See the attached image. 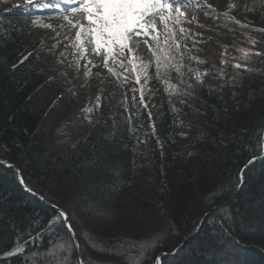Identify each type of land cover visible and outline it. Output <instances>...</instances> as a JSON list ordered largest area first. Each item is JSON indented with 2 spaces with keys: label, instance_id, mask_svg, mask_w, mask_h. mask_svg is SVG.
<instances>
[{
  "label": "trees",
  "instance_id": "trees-1",
  "mask_svg": "<svg viewBox=\"0 0 264 264\" xmlns=\"http://www.w3.org/2000/svg\"><path fill=\"white\" fill-rule=\"evenodd\" d=\"M13 1L0 0V264H264V0H193L159 76L141 43L140 84L87 42L99 66L74 81L75 61L30 39L64 13ZM94 71L97 119L61 146Z\"/></svg>",
  "mask_w": 264,
  "mask_h": 264
},
{
  "label": "snow or ice",
  "instance_id": "snow-or-ice-1",
  "mask_svg": "<svg viewBox=\"0 0 264 264\" xmlns=\"http://www.w3.org/2000/svg\"><path fill=\"white\" fill-rule=\"evenodd\" d=\"M192 2L193 0H49L45 6L63 12V19L72 27L79 29L76 33V46L82 54L87 51L84 47L87 42L93 46L94 53H103V66L108 68L110 73H114V70L109 67V60L120 63V66L126 70H128L127 65H130L131 71L136 73V83L140 84L142 75L147 78L149 67L137 54L141 43L147 45L151 51L159 76L161 68L168 69L169 62L175 59L171 55V49L175 47L179 52L180 45L176 40L173 25L183 22L182 18L186 16L183 9H187ZM26 3L33 5V0H26ZM63 5H71V7L64 8ZM158 24L162 27V32L158 30ZM45 27L51 26L45 25ZM184 31L185 29L179 28L180 33ZM161 35L164 37V47L161 46ZM125 53L128 56H125ZM255 54L259 55V53ZM236 67L239 68L241 65L237 64ZM197 80H200L199 76ZM140 99L141 101L144 99L143 88ZM21 182L23 183V180ZM60 215L67 219L65 213ZM16 251L22 252L23 249L18 248Z\"/></svg>",
  "mask_w": 264,
  "mask_h": 264
},
{
  "label": "rangeland",
  "instance_id": "rangeland-1",
  "mask_svg": "<svg viewBox=\"0 0 264 264\" xmlns=\"http://www.w3.org/2000/svg\"><path fill=\"white\" fill-rule=\"evenodd\" d=\"M26 0H15L12 4L23 5ZM56 9V8H55ZM58 10V9H57ZM43 26L33 29L30 39L35 38V43H41L48 47H55L56 52H64L68 58L64 59L63 64L75 61L69 67V73L73 80L78 82L83 76L85 68L91 66L97 68L98 60L94 58L91 50L84 54L76 46V33L78 28L72 27L63 18L46 17L39 21ZM50 25L51 27H45ZM34 41V39L32 40ZM87 49V47H85ZM78 61V66H77ZM88 92L85 93L82 101L78 103L69 117L61 124L56 132V139L61 146H70L80 140L93 126L97 119V105L101 94L106 87L105 79L96 71L91 72V78H86Z\"/></svg>",
  "mask_w": 264,
  "mask_h": 264
},
{
  "label": "water",
  "instance_id": "water-1",
  "mask_svg": "<svg viewBox=\"0 0 264 264\" xmlns=\"http://www.w3.org/2000/svg\"><path fill=\"white\" fill-rule=\"evenodd\" d=\"M263 154H264V150H263ZM263 154H262L260 157H257V158L252 159V160L248 163V165H250L251 163H253V162L259 160L260 158H262V157H263ZM5 165H6V166H13V165H11V164H5ZM248 165H247V166H248ZM16 171H17V173H18L19 176H20L19 171H18V170H16ZM59 212H60V213H63L61 210H59ZM206 216H207V215H206ZM206 216H205L204 219L202 220V223L204 222ZM202 223H201V224H202ZM66 226L68 227V229L71 230V228H69V223H68L67 219H66ZM200 227H201V225H200ZM199 230H200V228L197 230V232L195 233V235L198 233ZM75 243L77 244V241H76V240H75ZM77 245H78V244H77ZM183 246H184L183 244H182L181 246H179L174 252L171 253V255H176V254L179 252V250H180ZM164 256H168V254H166V253H162V254H160V255L158 256V259H157L158 262H157V264H161V262H162V257H164ZM79 259H80L81 264H84V261H83L81 255H79Z\"/></svg>",
  "mask_w": 264,
  "mask_h": 264
},
{
  "label": "bare ground",
  "instance_id": "bare-ground-1",
  "mask_svg": "<svg viewBox=\"0 0 264 264\" xmlns=\"http://www.w3.org/2000/svg\"><path fill=\"white\" fill-rule=\"evenodd\" d=\"M66 221V220H65ZM67 221H68V219H67ZM69 223V222H68ZM158 259V258H157ZM157 262H158V260H157Z\"/></svg>",
  "mask_w": 264,
  "mask_h": 264
}]
</instances>
